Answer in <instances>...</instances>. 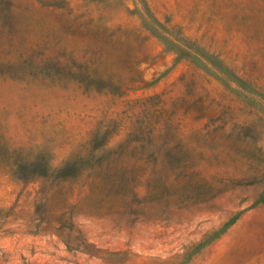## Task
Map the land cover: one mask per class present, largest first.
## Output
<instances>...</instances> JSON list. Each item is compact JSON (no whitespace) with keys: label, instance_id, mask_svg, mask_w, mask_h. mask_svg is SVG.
Returning <instances> with one entry per match:
<instances>
[{"label":"rangeland","instance_id":"374dc122","mask_svg":"<svg viewBox=\"0 0 264 264\" xmlns=\"http://www.w3.org/2000/svg\"><path fill=\"white\" fill-rule=\"evenodd\" d=\"M0 264H264V0H0Z\"/></svg>","mask_w":264,"mask_h":264},{"label":"trees","instance_id":"16d2710c","mask_svg":"<svg viewBox=\"0 0 264 264\" xmlns=\"http://www.w3.org/2000/svg\"><path fill=\"white\" fill-rule=\"evenodd\" d=\"M34 164H36V163L31 161V162H29L28 166H31V165H34ZM16 178H18V179L30 178L31 180L38 182L40 180L44 181L45 177H16ZM67 178L68 177H49L51 184H50V187H48L46 192L49 193L54 187L63 185V183L67 181Z\"/></svg>","mask_w":264,"mask_h":264}]
</instances>
